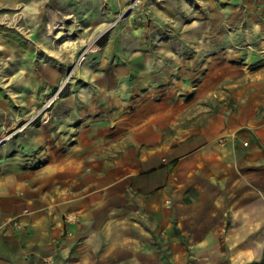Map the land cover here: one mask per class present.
Instances as JSON below:
<instances>
[{"label":"rangeland","instance_id":"rangeland-1","mask_svg":"<svg viewBox=\"0 0 264 264\" xmlns=\"http://www.w3.org/2000/svg\"><path fill=\"white\" fill-rule=\"evenodd\" d=\"M216 116L244 120L241 138L264 121V0H3L0 260L60 199L78 155L91 171L126 133L174 144Z\"/></svg>","mask_w":264,"mask_h":264},{"label":"crops","instance_id":"crops-1","mask_svg":"<svg viewBox=\"0 0 264 264\" xmlns=\"http://www.w3.org/2000/svg\"><path fill=\"white\" fill-rule=\"evenodd\" d=\"M242 124L212 117L174 144L129 132L91 171L78 155L60 199L0 264H264V121L231 135ZM65 213L78 223L65 228Z\"/></svg>","mask_w":264,"mask_h":264},{"label":"bare ground","instance_id":"bare-ground-1","mask_svg":"<svg viewBox=\"0 0 264 264\" xmlns=\"http://www.w3.org/2000/svg\"><path fill=\"white\" fill-rule=\"evenodd\" d=\"M8 1H9V3H13V2L18 1V0H8ZM48 1L49 2H53V1H59L60 2L61 0H48ZM0 2H3V0H0ZM30 9L36 10V8H32L30 6L24 5V11H25V13L29 12ZM47 13H48V16H51V19L48 22L49 28L55 27V25L57 23L56 20L55 19H52V13L50 11H47ZM14 19H15V21H17L18 20V17L17 18H14ZM67 43H68V41L64 40L63 43H62V46H67ZM94 48H95L94 45H91L90 46V49H94Z\"/></svg>","mask_w":264,"mask_h":264},{"label":"built area","instance_id":"built-area-1","mask_svg":"<svg viewBox=\"0 0 264 264\" xmlns=\"http://www.w3.org/2000/svg\"><path fill=\"white\" fill-rule=\"evenodd\" d=\"M79 217L77 214H65L63 216V223L66 225V227H70L76 223H78Z\"/></svg>","mask_w":264,"mask_h":264},{"label":"water","instance_id":"water-1","mask_svg":"<svg viewBox=\"0 0 264 264\" xmlns=\"http://www.w3.org/2000/svg\"><path fill=\"white\" fill-rule=\"evenodd\" d=\"M129 12L127 11L123 16H121L120 18H122V17H124V16H126L127 14H128Z\"/></svg>","mask_w":264,"mask_h":264}]
</instances>
